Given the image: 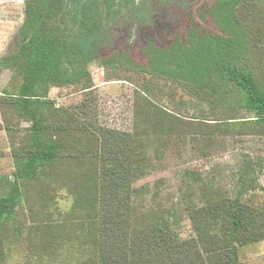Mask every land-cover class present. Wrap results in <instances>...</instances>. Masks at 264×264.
I'll use <instances>...</instances> for the list:
<instances>
[{"label":"trees","instance_id":"trees-1","mask_svg":"<svg viewBox=\"0 0 264 264\" xmlns=\"http://www.w3.org/2000/svg\"><path fill=\"white\" fill-rule=\"evenodd\" d=\"M23 1L16 50L0 57V75L9 73L0 131L13 164L0 177V264L14 255L21 264H241V247L264 242V206L188 171L179 195L190 236L181 238L175 215L150 204L158 192L136 184L185 151L206 159L229 140L264 137V0L195 11L193 0ZM155 4L182 9L184 26L102 54L116 24L149 22ZM97 60L105 82L132 87L129 130L97 119ZM52 89L84 100L58 106ZM62 193L71 203L60 213Z\"/></svg>","mask_w":264,"mask_h":264},{"label":"rangeland","instance_id":"rangeland-1","mask_svg":"<svg viewBox=\"0 0 264 264\" xmlns=\"http://www.w3.org/2000/svg\"><path fill=\"white\" fill-rule=\"evenodd\" d=\"M143 1V0H139ZM210 0H193L197 6L208 3ZM149 10V8H148ZM150 20L138 15L135 17L134 27L126 22L116 24L111 33V44L103 49L102 54L109 53L115 48L123 47L124 40L131 37V42L138 41L141 32L147 34L157 33L166 24L180 28L184 26V12L182 9H172L155 4L150 11ZM24 19L23 0H0V57L16 50L19 29ZM139 23H144L137 27ZM146 23V24H145ZM202 27L216 32L215 28L207 23L199 22ZM134 56L140 58L138 50ZM94 83V103L97 119L101 125L118 129L129 130L131 126L132 87L121 82H105L99 61L89 66ZM9 77L8 72L0 75V88L5 85ZM49 97L58 106L74 108L83 100L82 94L74 93L71 89H52ZM0 177H10L13 170L9 155L7 139L0 131ZM170 162V163H169ZM165 170L153 173L139 181L136 186L150 185L152 194L158 192L156 197L149 198L150 204L161 202L164 207L175 215L178 222V232L181 238L190 236L189 222L183 213L180 203L182 196L180 190L189 186L188 171H197L202 177L212 179L215 185L228 191L230 196L242 193L243 200L254 206H264V137H244L227 141L209 158L201 159L189 150L184 152L180 159L169 160ZM150 195V194H149ZM64 193L60 194L59 212L69 209L70 201ZM59 218L53 216L54 222ZM241 264H264V242L253 243L241 247ZM12 264H21L20 259L14 255Z\"/></svg>","mask_w":264,"mask_h":264},{"label":"crops","instance_id":"crops-1","mask_svg":"<svg viewBox=\"0 0 264 264\" xmlns=\"http://www.w3.org/2000/svg\"><path fill=\"white\" fill-rule=\"evenodd\" d=\"M23 21H24V19H23ZM3 132V131H2ZM3 134L5 135V133L3 132ZM6 137V136H5ZM9 146V145H8Z\"/></svg>","mask_w":264,"mask_h":264}]
</instances>
